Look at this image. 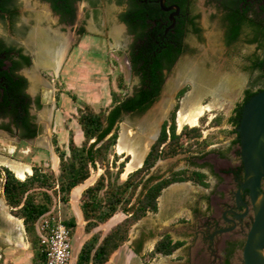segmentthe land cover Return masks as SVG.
Wrapping results in <instances>:
<instances>
[{
    "label": "trees",
    "instance_id": "1",
    "mask_svg": "<svg viewBox=\"0 0 264 264\" xmlns=\"http://www.w3.org/2000/svg\"><path fill=\"white\" fill-rule=\"evenodd\" d=\"M214 1L225 11L222 24L225 28L224 38L227 45L238 42L243 30H249L250 34L245 42L264 46V21H258L257 17L247 18L251 6L246 0ZM170 2L184 12L188 0H170ZM143 5L133 0V7L121 17L130 31L136 34L138 41L137 50L132 53V68L139 77V85L133 94L131 96L120 94L117 97V92H112L110 106L98 112L89 105L78 109L76 121L83 140L81 145H78L73 133L70 132L66 150L58 146L56 139L53 140L58 157L57 172L35 165L32 174L26 175L24 181H21L9 169H0L3 198L10 208L11 215L22 221L27 241L33 252L31 264H46V255L36 232V223L51 211L55 201L61 204L63 223L70 230L71 236H74L77 225L71 211L70 193L73 188L87 180L92 171L103 170L96 181L81 194L79 206L85 222L83 231L89 236L81 244L75 264H106L112 255L129 241L131 228L147 213L157 212V200L161 192L170 185L191 182L205 189L210 186L208 175L199 170L175 171L157 181L154 177L146 179L159 160L164 161L183 154H202L210 146L201 139V131L197 127L185 126L180 133H177L175 120L178 107L171 113L169 121L161 125L160 134L151 146L141 168L128 174L127 178L120 182L128 157L118 165L116 156L112 162L109 160L110 151L118 139L117 125L122 116L145 113L160 96L164 82L163 71H170L177 58L187 51L181 48L184 21L177 19V27L169 32L162 43L156 44L154 41L161 40L157 38V33L163 31L159 30L158 25L151 28L152 24L147 21ZM189 25L193 33H199L193 20ZM151 36H156L153 38V44L150 41ZM250 69L264 74V59L252 60ZM119 82L118 89L123 91L125 86L122 77H119ZM23 88V78L12 76L8 78L6 88H3L2 93L0 92V116L11 117L15 125L23 131L22 138L31 139L37 135V132L29 123V102L23 93ZM187 90V87L182 89L177 98L183 97ZM253 95L255 94L247 91L244 102L246 103ZM71 98L76 101L74 96ZM242 106L241 104L240 107ZM237 111V116L229 119V124L233 127L229 131L231 136L237 135L235 128L239 126L241 119V112ZM220 124L221 118H216L212 122L215 127ZM113 169L116 171L114 172ZM118 212H122L127 217L111 228L101 239L102 232H94V230ZM183 244L184 242L173 241L169 234H165L154 244L149 257L153 258L157 255L169 257ZM141 249L142 243L139 241L135 252L139 253Z\"/></svg>",
    "mask_w": 264,
    "mask_h": 264
},
{
    "label": "rangeland",
    "instance_id": "2",
    "mask_svg": "<svg viewBox=\"0 0 264 264\" xmlns=\"http://www.w3.org/2000/svg\"><path fill=\"white\" fill-rule=\"evenodd\" d=\"M194 1V10L200 15V35L187 37L186 44L189 46V50H187L179 58L176 65L171 69V71L166 73L165 83L157 101L143 114H125L122 116L121 121L117 125L118 137L122 123H128L131 126H136L137 122L141 121L150 113V111L161 100L163 94L167 90V85L169 84V82L172 83L176 80L178 69L188 60L198 61L200 69L203 68L206 70L210 69L209 67H211L212 63H220L221 65H223L225 71H232L233 73L235 72L242 76L241 86L243 84V87L241 88L235 86V90L228 95V98H225L227 99V101L218 100V102H214L212 96L209 93H203V95L201 94L196 101V105L201 109L200 112L195 115L197 118V123L191 126L187 123L186 118L189 114L185 109L188 102L186 99L187 94L193 91V88L191 87L190 83L182 84V88L178 92H174V102L171 106V109H169V111L167 112L165 120L167 119V121H169L171 113L175 110L176 107H178L175 120L177 133H180L182 128L185 126L189 128L197 127L201 131V139L209 143L210 147L202 154H183L178 155L172 159L164 161L161 160L150 171V174L146 177V179L149 177H154L157 181L159 178H166L173 171L181 169H193L191 166L195 164L197 165L200 158H202L206 154H210V158L219 157L220 159H229L234 162L235 158L231 153V149L235 151L236 147L228 146L230 142L229 138L232 137L229 134V131L232 130V126L229 125V118L232 115V110L241 102L243 90L246 87H249L250 89L264 87V78L262 79V76L259 74V72L251 70L249 66L250 59L256 58V55H258L259 58L263 57L264 54L261 51L257 52L254 45H250L245 42L246 38L249 36L248 30H245L244 34L241 36L237 43L227 45L225 43L223 26L221 23L219 11L215 8V6L205 3L204 0ZM120 10H122V8H116L113 4H105L100 14L105 18L104 30L110 43V50L100 51V57L104 58V60L106 61L105 63L100 61V64L97 65L93 62V59L90 58L89 62L83 63L82 67L74 68V70L72 71L75 64V57L73 55L70 56L65 70L71 72L68 74L67 72H65L61 84L58 85L59 89L57 93L59 101L57 109L54 113L53 128L49 131L48 135H45V132H41L35 139L21 143L17 136H7L4 134H0V159L16 161L21 164L24 163L23 165H28L30 168L33 165H38L43 167L45 170L57 172L58 158L56 157V154L54 152L52 140L56 139L58 146L66 150L69 133L72 132L75 142L78 145H81L83 136L76 121V118L78 116V109L83 107L84 105H89L96 112H98L110 106L112 92H117V97H119L120 94L124 96H131L133 94L134 90L139 85V79L128 68V64L126 63L125 59L128 56V51L125 50L126 47L121 48V50H117V65L112 63L113 61L111 60L113 56L116 55V52L112 50V48L116 46V43L112 39L110 31L112 23L116 25L115 17L116 14H119ZM117 25L121 26L118 21ZM123 35L124 37H122L121 39H125L126 41L129 40L126 33H124ZM119 77H122V81L125 86V89L123 91H120L118 89V85L120 83ZM186 87L188 88V90L183 95V97L178 99V93ZM72 96L76 98V101L71 98ZM43 109L47 108H45L44 106ZM182 110H184L183 116L184 118L186 117L185 119L179 117V113ZM170 111L171 113L169 115ZM216 118H221V124L215 127L212 125V122ZM117 142L110 151L109 160L112 162L114 156H116L118 165L119 163L125 161L128 156L126 154H120L117 152ZM54 157H56V160ZM0 165L2 164L0 163ZM198 170L206 172V174L208 175V183L210 184V188L214 189L213 192H215L217 187L216 174H213L206 168ZM113 171L115 172L116 169H113ZM102 172V169L92 171L91 176L100 175L102 174ZM124 173L125 168L120 176V182L124 181L126 178L124 177ZM140 189L141 187L139 188V190ZM167 191L168 189L164 191L162 196H164ZM209 194H211L209 189H200L197 187H193L191 191H177L172 196L167 197L168 200L166 198V203H164L162 210L158 208V211L156 213L149 214L146 219L148 220L149 230L150 232L152 231V233H150V235L146 238V245L144 243L142 249V257H133V259L136 260L135 263L187 264L184 260H182V258L189 252L193 253L192 247H190L191 249H188V246L181 248L169 257L157 255L153 258H150L149 253L151 252L152 247L149 243L151 239L156 238L162 233L164 234L167 226H170V230L172 231L174 237L175 230H177V228H188L190 226L189 223L191 222L195 226L196 220L195 216L193 215L194 208H198L200 212H203L205 206L204 200L209 196ZM173 196L175 198L171 199V197ZM80 198V194H78L77 199L79 201ZM170 204L173 205L167 206ZM0 208L2 209V214H0V231L3 233H5L6 230L7 232L11 231L10 234H8L9 236H11V242L6 241L7 237H9L6 234L0 238V248L3 249L2 264H31L33 252L27 241V236L24 232L22 221L11 215L10 208L5 204L1 190ZM62 213L63 210L61 207V216ZM6 215H10L15 219V226L13 225V227H11L6 223V220L4 219ZM134 229L131 231L132 236L134 234ZM94 232H96V230ZM88 236L89 235H86L82 229H80L78 232L76 229L73 236V260L76 259L79 245H76V241L79 243L83 240V238H86ZM130 251L131 250H129L128 252Z\"/></svg>",
    "mask_w": 264,
    "mask_h": 264
},
{
    "label": "flooded vegetation",
    "instance_id": "3",
    "mask_svg": "<svg viewBox=\"0 0 264 264\" xmlns=\"http://www.w3.org/2000/svg\"><path fill=\"white\" fill-rule=\"evenodd\" d=\"M132 1L133 0H0V92L2 93L3 88H6V83L10 76L23 78V93L27 96L29 102V123L35 128L37 135L31 139L22 138L23 131L15 125L9 116H0V134L17 136L21 143L35 139L41 132H45V135H48L49 131L53 128L54 113L58 106V85L61 84L65 72H67V74L71 72L65 70L70 56L73 55L75 57V64L72 71L74 68L82 67L83 63L89 62L90 58H92L93 62L97 65L100 64V61L103 63L106 62L104 58L100 57L101 50H110V43L104 30L105 18L100 15L105 4H113L116 8H122L119 14H116V25L112 23V27L114 25L116 27L119 26L117 25L118 21L121 25L120 27L123 29V34L126 33L129 38L127 41L125 39H120L121 41L118 47L116 44V46L112 48V50L116 52V55L111 59L113 61L112 63L117 65V50L126 47L125 50L128 51V56L125 58L126 63L131 72L134 73L132 68V53L137 50V36L130 31L129 26L121 19V17L133 7ZM134 1L139 4H144L143 7L146 11L145 16L147 21L152 24L151 28L158 25L159 30L163 31L162 33H157V38H161L160 42L153 40L157 35L155 37H152L153 35L151 36V44H153V41L156 44L162 43L164 39L168 37L169 32L177 27V19L184 21V36L181 44L182 49L189 50V46L186 44L188 36H199L201 33V28L199 27L200 15L194 10V0H188L187 8L184 12H182L176 4L171 3L170 0H165L163 6L160 0ZM204 2L215 6L220 13L222 23V17L225 15V11L219 4L214 0H204ZM246 2L251 6L247 18L253 19L257 17L258 21H264V0H246ZM163 7L169 9L164 11L162 10ZM41 8H44L48 12L49 17L54 20L52 22L50 21L51 23L44 19L41 20L38 27H40L42 31L44 30V34L49 35L53 31H57L59 34L69 36L65 55L59 67L56 70L42 68L36 70V75L40 80L51 86V91L46 99L43 97L42 90L39 87L34 91L32 89L27 73L34 67V56L30 49L25 46V42L33 27L36 26V16H42L40 12ZM255 13L257 16H255ZM191 20H193L196 27L199 29L198 34L191 31V26L189 25ZM223 32L225 36L224 26ZM244 32L245 30H243V34ZM250 45H254L257 52L261 51L264 54V46L261 47L260 44L258 45L256 43ZM182 55L177 58L172 68ZM256 56V58L249 60V66H251L252 60L264 59V56L260 58L258 55ZM170 71H163L164 82L162 88L165 83V75ZM254 71L259 72L262 79L264 78V74L260 71ZM263 90L264 87L255 89L246 87L243 90L241 102L233 108L230 118L237 116V110L242 112V108L245 104L244 100L247 98V91L256 94ZM228 97L229 96L226 98ZM225 100L227 101V99ZM241 104L243 105L242 108L240 107ZM44 106L47 108L45 111L48 114V125L42 123L39 119V114L44 111ZM170 113L171 111L169 115ZM237 128L238 127H236L235 130ZM229 140L228 146L236 147L235 151L231 149V153L235 158L234 162L229 159H220L219 157L210 158V154H206L200 158L197 165L191 166L193 169H189L197 171L198 169L206 168L213 174H216L217 187L215 192H213L214 189L210 188V186L207 188L210 190L211 194L204 200L205 206L203 212H200L198 208H194L193 215L195 216L196 224L190 228L191 236L186 237L187 232H185L183 239L178 238L173 240L184 242L179 249L186 246H188V249L192 247L193 253L189 252L182 258L187 264H245L243 250L254 223V202L250 189L243 187L246 183V175L240 155L241 144L239 141V134L233 135ZM235 141L237 142L234 143ZM34 166L35 165L30 168V173L25 174V177H27L26 175L29 176L32 174V168ZM1 168H7L14 173L13 170L6 165H0V169ZM14 175L16 176L15 173ZM0 190L2 191V187H0ZM259 192L264 195V179L260 182ZM2 252L3 249L0 248V262L2 261Z\"/></svg>",
    "mask_w": 264,
    "mask_h": 264
},
{
    "label": "bare ground",
    "instance_id": "4",
    "mask_svg": "<svg viewBox=\"0 0 264 264\" xmlns=\"http://www.w3.org/2000/svg\"><path fill=\"white\" fill-rule=\"evenodd\" d=\"M40 12L42 13V16H36V26L33 27L27 41L25 42V46L30 49L34 56V67L27 73L32 89L34 91L39 87L42 90L43 97L46 99L51 91V86L40 80L36 75V70L39 68L56 70L59 67L65 55L69 36L59 34L57 31H53L49 35L44 34V30L42 31V29L38 27L41 20L44 19L48 22L54 20L49 17L48 12L44 8H41ZM111 35L116 44L119 45L121 41L120 39L123 37L122 27H116L114 25L111 29ZM209 68V70L203 68L200 69L198 61L188 60L178 69L176 80L172 83L169 82L167 90L163 94L161 100L147 116L137 122L136 126H131L128 123L121 124L116 149L118 153L126 154L129 159L125 167L124 177L141 166L162 123L165 121L167 112L171 109L174 102V92L178 90L182 84L190 83L193 88V91L187 94L186 99L188 102L185 109L189 114L187 118H185L187 123L191 126L197 123L195 115H197L201 109L196 105V101L201 94L209 93L214 102H218V100H225V98L235 90V86L242 87V76L240 74L233 73L232 71H225L223 65L220 63H212ZM183 112L184 110L179 113L180 118H184ZM47 117L48 114L45 109L40 112V121L48 125ZM54 158L56 160V157ZM0 163L13 170L17 178H20V180H23L26 173H30V167L28 165H23L24 163L21 164L6 159H0ZM189 186L190 185L187 184L172 186V188L159 199L160 209L162 210L167 197L172 196L177 191L189 190ZM1 211L2 209L0 208V214H2ZM4 219L11 227L15 224V219L10 215H6ZM10 232L11 231L7 232V230L5 233L0 231V238L5 234H10ZM10 237L11 236L7 237L6 241L11 242Z\"/></svg>",
    "mask_w": 264,
    "mask_h": 264
},
{
    "label": "water",
    "instance_id": "5",
    "mask_svg": "<svg viewBox=\"0 0 264 264\" xmlns=\"http://www.w3.org/2000/svg\"><path fill=\"white\" fill-rule=\"evenodd\" d=\"M160 1L161 5L163 6L165 0ZM168 9L169 8H162L164 11H167ZM181 88L182 87L178 88L176 92H178ZM165 121H167V119ZM160 131L161 128L152 145L157 140ZM236 131L239 134V141L241 144L240 155L246 175V183L243 185V187L250 189L255 211L254 223L244 246L243 257L245 264H264V195L259 192L260 182L262 179H264V90L253 95L244 104L241 112L240 123ZM149 151L147 152L146 156L148 155ZM143 162L139 168L142 167ZM99 176L100 175L90 176L83 183L73 188L70 193L71 209L74 217L76 218L77 232L80 229L83 230L85 225L77 195L80 194L81 197L82 192L91 186ZM21 181H24V179ZM126 217L127 216L122 212H118L106 223L99 225L95 230L96 232L102 231V239L111 228L122 222ZM78 244L79 243L76 241V245ZM73 264H75V260H73Z\"/></svg>",
    "mask_w": 264,
    "mask_h": 264
},
{
    "label": "built area",
    "instance_id": "6",
    "mask_svg": "<svg viewBox=\"0 0 264 264\" xmlns=\"http://www.w3.org/2000/svg\"><path fill=\"white\" fill-rule=\"evenodd\" d=\"M36 232L46 255V264H73V237L63 223L58 201L38 220Z\"/></svg>",
    "mask_w": 264,
    "mask_h": 264
},
{
    "label": "crops",
    "instance_id": "7",
    "mask_svg": "<svg viewBox=\"0 0 264 264\" xmlns=\"http://www.w3.org/2000/svg\"><path fill=\"white\" fill-rule=\"evenodd\" d=\"M203 172V171H201ZM206 173V172H204ZM25 178V177H24ZM180 184H187V185H190L189 188H202L201 186H198V185H194L193 183L191 182H183V183H174L172 185H170L169 187H167L166 189L163 190V192H161V195L164 193V191H166L168 189V191L171 189L172 186L174 185H180ZM170 188V189H169ZM188 188V189H189ZM191 189L187 190V191H191ZM159 196V197H160ZM161 198V197H160ZM159 198V199H160ZM175 197H171V199H174ZM159 199L157 200L158 201V207H157V211H158V208L160 209L159 207ZM169 203V202H168ZM173 204H170V205H167V206H172ZM164 210V209H163ZM162 212V211H161ZM149 214H152V213H147V215L141 219L138 223H136L130 230V233H129V241L127 243H125L124 246H122L119 250H117L113 255L112 257L110 258V260L106 263V264H136V260L133 259V257H136V258H141L142 257V249H143V246H144V243L146 245V238L147 236L150 235V233H152V231L150 232L149 230V227H148V220L147 217ZM190 226L187 228V227H181V228H177V230H175V237L173 236V233L172 231L170 230V226H167L166 228V231L165 233L161 234V235H158L156 238L154 239H151L150 241V245L153 249L154 247V244L158 241L159 238H161L163 235L165 234H170L171 238L173 240H176L178 238H182L183 239V236H184V233L187 232V235L186 237H189L191 236V230L190 228H192L194 226V224L189 223ZM179 225H183V224H179ZM156 227V226H155ZM135 228V229H134ZM157 228V227H156ZM134 229V234L132 236V230ZM147 234V235H146ZM87 238V237H86ZM86 238H83L82 241L79 242V245H78V250L81 246V244L84 242V240H86ZM141 242L142 243V249L139 253H136L135 252V247H136V244L138 242ZM127 244V245H126ZM78 250H77V253H78ZM129 250H131L130 252H128ZM179 250V249H178ZM76 260V259H75Z\"/></svg>",
    "mask_w": 264,
    "mask_h": 264
}]
</instances>
